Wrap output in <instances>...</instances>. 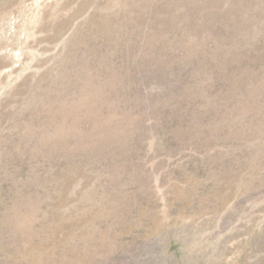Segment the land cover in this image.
<instances>
[{"label": "rangeland", "instance_id": "rangeland-1", "mask_svg": "<svg viewBox=\"0 0 264 264\" xmlns=\"http://www.w3.org/2000/svg\"><path fill=\"white\" fill-rule=\"evenodd\" d=\"M0 264H264V0H0Z\"/></svg>", "mask_w": 264, "mask_h": 264}]
</instances>
